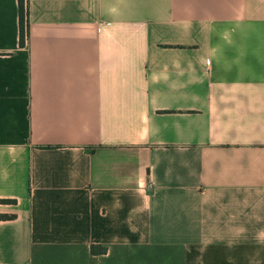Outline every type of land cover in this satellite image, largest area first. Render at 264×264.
I'll return each instance as SVG.
<instances>
[{
  "label": "crops",
  "instance_id": "0c3cea01",
  "mask_svg": "<svg viewBox=\"0 0 264 264\" xmlns=\"http://www.w3.org/2000/svg\"><path fill=\"white\" fill-rule=\"evenodd\" d=\"M24 8L18 45L0 0V264H264V0Z\"/></svg>",
  "mask_w": 264,
  "mask_h": 264
},
{
  "label": "trees",
  "instance_id": "16d2710c",
  "mask_svg": "<svg viewBox=\"0 0 264 264\" xmlns=\"http://www.w3.org/2000/svg\"><path fill=\"white\" fill-rule=\"evenodd\" d=\"M17 5V26H18V45H22L24 42L25 35V8H24V0H16ZM0 202H13V200H0ZM13 215H0L1 219L4 218H12ZM105 248L101 245H90L89 251L92 254H100L103 253Z\"/></svg>",
  "mask_w": 264,
  "mask_h": 264
}]
</instances>
